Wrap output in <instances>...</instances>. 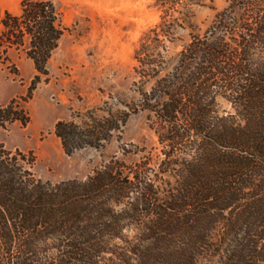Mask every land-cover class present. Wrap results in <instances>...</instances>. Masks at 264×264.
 <instances>
[{"label":"trees","instance_id":"obj_1","mask_svg":"<svg viewBox=\"0 0 264 264\" xmlns=\"http://www.w3.org/2000/svg\"><path fill=\"white\" fill-rule=\"evenodd\" d=\"M64 32L52 0H24L20 14L0 7V56L23 50L35 65L29 98ZM153 32L155 45L170 39ZM135 59L137 97L55 125L68 155L102 151L85 178H39L31 151L0 141V264H264V0H229L171 68L161 51ZM219 97L235 112L222 113ZM140 112L155 154L124 144L105 155ZM15 121L28 120L12 100L0 126Z\"/></svg>","mask_w":264,"mask_h":264},{"label":"rangeland","instance_id":"obj_2","mask_svg":"<svg viewBox=\"0 0 264 264\" xmlns=\"http://www.w3.org/2000/svg\"><path fill=\"white\" fill-rule=\"evenodd\" d=\"M24 0H0V7L20 14ZM61 15L65 32L50 59L44 76L30 98L36 75L33 61L23 50L0 56V108L17 100L24 109L26 124L15 121L0 126V141L7 148L32 152L39 178L58 182L85 178L104 158L102 151L84 149L68 155L55 125L59 120L81 122V114L96 108H118L121 100L138 96L135 72L137 49L161 51L171 68L179 52L191 40L192 31H205L229 0H52ZM169 31L161 45L151 41L155 29ZM166 44L167 48L162 47ZM222 113H234L232 104L218 98ZM130 145L139 154L154 153L158 136L147 112L134 114L122 131H113L104 154H119ZM155 154V153H154ZM139 155L125 158L136 161ZM132 234V232H131Z\"/></svg>","mask_w":264,"mask_h":264}]
</instances>
